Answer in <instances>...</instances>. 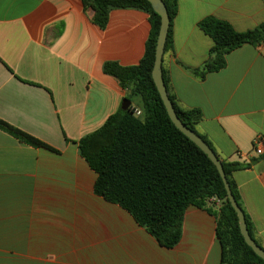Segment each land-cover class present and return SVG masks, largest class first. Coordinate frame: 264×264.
Wrapping results in <instances>:
<instances>
[{
  "label": "crops",
  "instance_id": "crops-1",
  "mask_svg": "<svg viewBox=\"0 0 264 264\" xmlns=\"http://www.w3.org/2000/svg\"><path fill=\"white\" fill-rule=\"evenodd\" d=\"M93 13L82 0H0V120L53 149L0 128V264H221L207 210L188 208L168 249L95 193L97 173L78 143L127 96L104 65H139L152 24L144 11L116 9L102 29ZM207 17L246 32L264 22V0H178L162 60L169 96L202 113L198 133L221 159L250 164L233 181L264 247V43L234 50L201 80L193 70L213 47L198 25Z\"/></svg>",
  "mask_w": 264,
  "mask_h": 264
},
{
  "label": "trees",
  "instance_id": "trees-1",
  "mask_svg": "<svg viewBox=\"0 0 264 264\" xmlns=\"http://www.w3.org/2000/svg\"><path fill=\"white\" fill-rule=\"evenodd\" d=\"M93 10V21L104 29L110 12L116 9H137L149 14L152 31L144 58L137 66L122 67L106 63L104 72L114 77L127 92L131 106L122 108L96 132L79 141L80 155L97 173L95 193L106 201L128 211L161 246L172 249L181 240L185 212L190 207L205 209L216 217V236L222 246L221 264H264L249 247L239 228L237 213L232 208L217 168L207 155L170 120L152 78L155 49L161 18L147 0H82ZM170 18L165 52L171 46L172 24L178 13V0H163ZM199 28L213 41L209 60L193 74L201 80L206 75L225 68L227 56L249 44L264 43V22L252 30L238 32L227 21L207 17ZM164 81L167 87V79ZM125 99V100H126ZM176 114L182 123L198 134L215 152L222 163L232 194L245 215L249 233L256 238L250 217L246 213L233 173L250 164L221 159L207 137L196 127L202 120L199 110L180 108L170 95ZM141 112L140 116L134 110ZM0 128L21 142L51 147L0 120ZM255 160L252 161L254 163ZM216 199L221 202L215 210ZM218 207V206H217Z\"/></svg>",
  "mask_w": 264,
  "mask_h": 264
},
{
  "label": "water",
  "instance_id": "water-1",
  "mask_svg": "<svg viewBox=\"0 0 264 264\" xmlns=\"http://www.w3.org/2000/svg\"><path fill=\"white\" fill-rule=\"evenodd\" d=\"M147 1L151 4L154 11L161 18V24H160V29H159V34L155 49V62L152 70V78L158 90V93L163 101V104L166 108L168 116L172 121V123L176 126V128L180 130L185 136H187L192 142H194L207 155V157L217 168V171L223 181L225 190L227 192L228 200L232 208L237 213L241 235L243 236L246 244L252 248V250L259 258H261L264 261V249L254 241V239L251 237L249 233L245 215L242 212L241 208L238 206L232 194L221 161L219 160L215 152L210 148V146L198 134L188 129L176 114L173 102L171 101L169 93L167 91V87L164 81L163 68H162V60H163V55L165 52V46L168 39L169 28H170V18L163 0H147ZM130 106H131V102L126 99L122 104V109L126 111Z\"/></svg>",
  "mask_w": 264,
  "mask_h": 264
},
{
  "label": "built area",
  "instance_id": "built-area-1",
  "mask_svg": "<svg viewBox=\"0 0 264 264\" xmlns=\"http://www.w3.org/2000/svg\"><path fill=\"white\" fill-rule=\"evenodd\" d=\"M134 114H135L136 116H140V115H141V112H140V110L135 109V110H134ZM257 142H259V139H257ZM261 153H262V150L258 149V150H257V154L261 155ZM213 201H216L217 204H218V206H220V204H221L220 201L216 200L215 198L213 199Z\"/></svg>",
  "mask_w": 264,
  "mask_h": 264
}]
</instances>
